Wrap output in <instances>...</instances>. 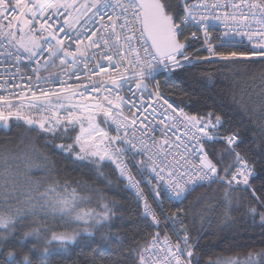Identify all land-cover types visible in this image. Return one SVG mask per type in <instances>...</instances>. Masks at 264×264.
<instances>
[{
    "label": "snow or ice",
    "instance_id": "snow-or-ice-1",
    "mask_svg": "<svg viewBox=\"0 0 264 264\" xmlns=\"http://www.w3.org/2000/svg\"><path fill=\"white\" fill-rule=\"evenodd\" d=\"M219 25L224 30L214 36ZM244 40L248 51L222 50ZM0 48V129L22 122L97 179L111 185L110 173L118 174L142 203V220L157 229L147 243L125 248L114 201L99 211L82 208L85 198L71 182L33 181L31 157L17 155L13 163L5 159L0 189V264H48L84 243L123 249L133 264H200L201 235L190 233V208L180 205L212 185L222 191L219 199L192 202L203 203L201 233L218 210L225 228L236 225L234 212L264 227V89L232 97L234 112L257 117L261 142L254 151L233 127L235 116L225 118L228 105L189 115L152 83L201 63L264 65V0H0ZM49 68L58 71L43 75ZM57 213L78 228L55 232L36 223ZM162 224L175 241L161 234ZM215 264H264V247Z\"/></svg>",
    "mask_w": 264,
    "mask_h": 264
},
{
    "label": "trees",
    "instance_id": "trees-1",
    "mask_svg": "<svg viewBox=\"0 0 264 264\" xmlns=\"http://www.w3.org/2000/svg\"><path fill=\"white\" fill-rule=\"evenodd\" d=\"M195 48H198L197 42L193 44V49ZM193 49H189V51L192 52ZM222 50L240 52L248 51L249 48L237 44ZM262 70H264V65L260 64L224 61L212 64L201 63L189 68L186 72L177 74V78L174 80H165L164 76L161 75L159 84L163 92L176 104L183 107L189 115H204L209 111L220 113V105L222 103L228 105L225 118L235 116L233 127L240 128L241 135L245 137V142L249 143L254 151H258L257 145L261 142V131L257 127L258 121L254 123L257 117L251 113L243 115L240 112H234L236 106L232 104V97L233 95L239 97L244 91L260 93L264 89ZM238 121H243V124ZM253 138H255L256 144H251ZM60 142L70 141H61L59 138L55 141V143ZM206 147L209 146L206 145ZM211 147L218 150L220 145L216 144ZM25 154L31 157L29 175L33 181L50 182L49 178H51L63 183L68 180L71 182V187L77 189L79 196L85 198L81 201L82 208H93L99 211L101 203L114 201L117 215L122 217V219H116L114 222L122 225L125 248L130 245L135 246V243L141 245L147 243L151 234L157 231L156 228L147 227L142 220L140 216L142 203H138L136 195L130 189L125 188V182L117 181L118 174L110 173V178L113 180L111 185L107 181L97 179L88 167L78 163L74 164L71 159L58 150L46 146L45 141L36 133L29 132L22 122L20 127H13L10 132L0 129V189L4 186V177L8 175V172H5V159L9 163H13L15 156ZM45 157L47 158L46 162ZM12 175L14 176L15 173L12 172ZM20 179L22 180L23 177ZM255 183L258 185L259 181ZM217 189V185H212L210 188H199L188 197L183 205H180L186 210L190 208L185 217V223L190 233L193 236L201 235L199 244V249L202 250L200 264H208L209 260L215 264L217 258L235 256L237 253L243 257L249 247L254 246L257 250L264 247V243H262L264 227L260 225L259 219L257 218L256 224H252L238 212L233 213L237 223L231 229L225 228L218 210L213 217L212 224L209 226L205 223L203 232H200L201 225L197 214L203 208V203L195 204L192 202L201 196L209 202H212L213 197L219 199L223 193ZM165 207L175 211L177 206L166 203ZM36 223L55 232L78 228L75 222L69 221L67 217L61 219L58 213L55 215L48 214L44 219H37ZM159 230L162 235L167 232L174 239L176 238L171 227L166 224H163ZM50 234L49 232V236ZM233 235L236 237L235 240L231 239ZM48 264H133V262L129 253L123 249H117L113 246L101 251L95 249V246L89 247L87 243H84L68 253L54 255L49 259Z\"/></svg>",
    "mask_w": 264,
    "mask_h": 264
},
{
    "label": "built area",
    "instance_id": "built-area-1",
    "mask_svg": "<svg viewBox=\"0 0 264 264\" xmlns=\"http://www.w3.org/2000/svg\"><path fill=\"white\" fill-rule=\"evenodd\" d=\"M79 2L80 3H84L85 2V0H79ZM81 11L83 12L84 10L83 9H81ZM221 14H222V12H221ZM89 15H90V13H89ZM87 19V16H85L84 18H83V20H86ZM83 20L81 21V24H83ZM78 27H79V25H78ZM195 29H191L190 31H194ZM223 30H224V28H223V25H219V27L215 30V31H213V35L215 36V35H219V34H221L222 32H223ZM237 39H239V38H237ZM197 44H198V48H200V42H197ZM234 45H237V44H234ZM238 45H244L245 47H248L249 49H250V47H251V45L248 43V41L247 40H244L243 41V43H238ZM0 51H3V49L2 48H0ZM204 55H206L207 53H203ZM0 59H2V58H0ZM0 71H3V69H0ZM23 71H25V72H27L28 71V69H23ZM58 71V69H56V68H49L47 71H45V72H43L42 74L43 75H48V73L49 72H52V73H55V72H57ZM161 76V75H160ZM160 76H157V78H156V81H153L152 83L153 84H155L156 82H158L159 83V77ZM3 81H0V83H2ZM54 87L56 86V85H53ZM159 86H160V84H159ZM161 88V87H160ZM162 90V89H161ZM163 92V91H162ZM164 93V92H163ZM0 94H3L2 93V91H0ZM126 94V93H125ZM164 95L166 96V98H168L169 99V101L170 102H173L174 104H176L172 99H170L169 97H168V95L167 94H165L164 93ZM176 105H178V104H176ZM181 107V106H180ZM183 108V107H182ZM126 183V182H125ZM131 190V189H130ZM134 194H135V192L133 191V190H131ZM145 191H146V189H145ZM163 225V224H162ZM162 225H161V227H162ZM169 235V234H168ZM170 237H171V239L173 240V241H175L176 240V238L174 239L171 235H169Z\"/></svg>",
    "mask_w": 264,
    "mask_h": 264
},
{
    "label": "crops",
    "instance_id": "crops-1",
    "mask_svg": "<svg viewBox=\"0 0 264 264\" xmlns=\"http://www.w3.org/2000/svg\"><path fill=\"white\" fill-rule=\"evenodd\" d=\"M247 48V47H246ZM163 91V90H162ZM166 94V93H165ZM169 97V96H168ZM170 98V97H169ZM171 99V98H170ZM176 103V102H175ZM180 106V105H179Z\"/></svg>",
    "mask_w": 264,
    "mask_h": 264
}]
</instances>
